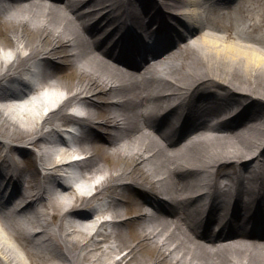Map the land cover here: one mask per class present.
<instances>
[{
    "label": "bare ground",
    "instance_id": "1",
    "mask_svg": "<svg viewBox=\"0 0 264 264\" xmlns=\"http://www.w3.org/2000/svg\"><path fill=\"white\" fill-rule=\"evenodd\" d=\"M0 23L12 31L0 87L41 60L28 93L0 94V179L12 187L0 264H264V0H0ZM64 64L77 84L59 78ZM70 107L85 125L78 147L34 149ZM73 152L84 153L74 185L45 196L38 173L56 176ZM205 201L218 202L211 224L235 228L214 244L197 229ZM168 207L176 216L159 220Z\"/></svg>",
    "mask_w": 264,
    "mask_h": 264
},
{
    "label": "rangeland",
    "instance_id": "2",
    "mask_svg": "<svg viewBox=\"0 0 264 264\" xmlns=\"http://www.w3.org/2000/svg\"><path fill=\"white\" fill-rule=\"evenodd\" d=\"M154 2V1H153ZM152 2V3H153ZM11 33H12V31H11V28L10 27H8V26H6L4 23H0V42H2V41H6L7 42V40L9 41V45H12V40H11V38H10V35H11ZM11 43V44H10ZM34 57H37V56H34ZM34 57H31V58H34ZM26 60V59H25ZM23 63H25V61H23ZM63 67H61V72L59 73V75H60V77L59 78H63L62 79V82H64L63 84H69V83H71V84H77L80 80H78L79 78H80V75H81V73H78V72H76V71H74L75 69H73L72 67H67L65 64L64 65H62ZM74 71V73L73 74H71L72 72ZM71 74V75H70ZM244 84H246L247 85V81H245V79H244ZM74 86V85H73ZM73 86H71V87H73ZM64 95V94H63ZM21 136H23V137H27L26 136V134H23V135H21ZM22 140V139H21ZM18 143H22V142H24L23 140L22 141H17ZM38 143V142H37ZM37 143H36V146H37ZM99 153V157H105V155L104 154H101V152L99 151L98 152ZM111 159V158H110ZM25 163H27V162H25ZM112 160H110V163H109V165L108 166H106V167H112V164L114 163H112ZM31 163H29V165H30ZM133 197H135L136 199H138L134 194H133ZM136 212V211H135ZM134 212V210H133V212H132V214H134L135 213ZM55 218H56V220H59L60 218H58V216H55ZM62 219V218H61ZM60 219V220H61ZM124 225V228L126 229V233H127V235H129V225L128 224H126V223H124L123 224ZM22 252L24 253V255H25V258L27 259V260H30V257H28L27 256V254L22 250ZM150 252V251H149ZM145 256H147V253H145L144 254V257ZM34 258L36 259V262L37 263H39L38 261H37V254H35L34 255ZM33 263H34V261H32ZM36 263V264H37ZM32 264V263H31Z\"/></svg>",
    "mask_w": 264,
    "mask_h": 264
}]
</instances>
